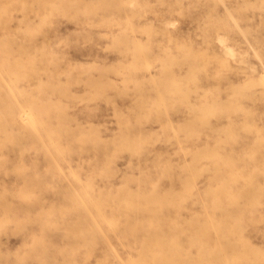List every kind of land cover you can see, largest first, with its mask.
Here are the masks:
<instances>
[{
    "label": "rangeland",
    "instance_id": "374dc122",
    "mask_svg": "<svg viewBox=\"0 0 264 264\" xmlns=\"http://www.w3.org/2000/svg\"><path fill=\"white\" fill-rule=\"evenodd\" d=\"M0 264H264V0H0Z\"/></svg>",
    "mask_w": 264,
    "mask_h": 264
},
{
    "label": "bare ground",
    "instance_id": "6f19581e",
    "mask_svg": "<svg viewBox=\"0 0 264 264\" xmlns=\"http://www.w3.org/2000/svg\"><path fill=\"white\" fill-rule=\"evenodd\" d=\"M219 38V37H218ZM232 50V49H231ZM116 196V195H115Z\"/></svg>",
    "mask_w": 264,
    "mask_h": 264
}]
</instances>
